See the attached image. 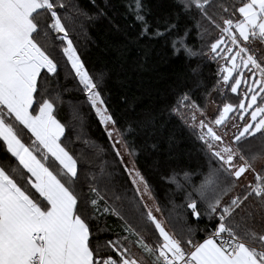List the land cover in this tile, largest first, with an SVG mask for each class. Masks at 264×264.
<instances>
[{
    "label": "snow or ice",
    "instance_id": "obj_1",
    "mask_svg": "<svg viewBox=\"0 0 264 264\" xmlns=\"http://www.w3.org/2000/svg\"><path fill=\"white\" fill-rule=\"evenodd\" d=\"M238 3L175 0L178 13L194 10L219 35L205 45L207 53L186 43L187 29L170 39L173 54L182 50L187 58L217 61L214 92L230 90L238 104L224 102L208 121L184 93L173 105L122 120L103 90L105 73H91L70 38L68 25L86 13L65 0H0V141L16 162L0 164V264H264V103L258 102L264 101V0ZM127 7L141 36L161 37L177 28L165 22L164 31H152L141 14L143 0ZM61 60L103 126L110 152L96 144L84 155L69 151L66 125L57 118L68 91L59 81ZM191 71L197 76L199 65ZM241 86L247 89L243 98ZM121 102L129 103L127 97ZM234 112L241 124L230 122ZM172 117L197 133L206 160V171L201 166L161 177L183 194L180 205L167 198L161 204L137 166L141 152H159L158 138ZM229 123L236 129L231 135ZM174 142L169 134V150ZM119 176L131 187L118 183ZM185 212L197 223L203 217L212 222L202 241L184 226ZM109 214L126 235L93 245V221ZM169 223L179 232L169 231ZM149 233L158 234L154 244L147 242Z\"/></svg>",
    "mask_w": 264,
    "mask_h": 264
},
{
    "label": "trees",
    "instance_id": "obj_2",
    "mask_svg": "<svg viewBox=\"0 0 264 264\" xmlns=\"http://www.w3.org/2000/svg\"><path fill=\"white\" fill-rule=\"evenodd\" d=\"M65 2L77 5L86 13V16H79L74 24L68 25L70 38L88 70L91 73H105L103 90L110 97V108L120 119L137 118L146 110H155L165 104L173 105L184 93L189 95L191 101L200 105L205 113L212 109L214 119L215 115H218L217 108L222 107L224 102L238 104L236 96L230 90L224 95L214 92L219 71L217 61L200 56L187 58L182 50L173 54L170 39L177 33L183 34L185 29L189 33L186 43L195 50L203 48L205 53L208 52L205 45L210 44L219 35V30L207 21L201 20L194 10L191 14L178 13L175 0H143L145 10L141 14L146 16L152 31L157 28L164 31L165 22L177 25L175 31L161 37H153L152 32L148 36L140 35L141 25L127 7L130 0H95L94 4L92 0H65ZM227 3L229 6L233 3L239 6L238 0H227ZM98 10L103 11L105 15H97ZM219 15L217 14L216 19L221 23ZM87 17L92 19L88 20ZM198 20L199 28L196 27ZM205 29L209 35L202 36ZM219 63L223 64V61ZM197 65H199V74L193 76L191 69ZM59 71V81L68 91L63 94L64 103L58 106L57 118L66 125L65 143L69 151L78 156L84 155L89 152L90 145L96 144L110 152L103 126L99 124L95 113L77 88L78 82L73 79L70 66L64 60H61ZM210 93H214L211 101ZM121 97H127L129 103L121 102ZM75 109H78V115ZM196 115L197 119L203 118L199 113ZM232 120L236 124H241L238 118L231 117L230 122ZM217 129L222 132L225 130ZM228 131L229 135L236 131L231 127V123L228 125ZM169 134L175 137L171 150L168 144ZM196 134L178 117L169 118L162 136L158 138L159 152L149 149L140 153L137 166L148 176L161 204L166 198L174 200L177 205L184 203L183 194L176 193L172 186L164 183L161 180L163 175L172 170L193 172L201 166H204L202 170L206 171V160L199 150L201 142L196 139ZM24 139L26 143H30L27 136ZM107 159L110 160L111 156L109 155ZM154 161L159 162L158 166L153 167ZM15 163V158L6 152L0 141V164L14 166ZM126 180L125 176L118 177V183L130 188V184H125ZM128 195L132 196L133 193L129 191ZM184 215V226L193 229L195 241H202L208 232L213 230L212 222L206 217L201 218L197 223L188 212ZM121 224L122 222L111 214L102 216L98 223L93 221V245L115 239L117 235H126ZM166 227L169 231L179 232L176 223H169ZM147 235V242L154 244L158 234ZM133 251L138 249L133 247Z\"/></svg>",
    "mask_w": 264,
    "mask_h": 264
},
{
    "label": "water",
    "instance_id": "obj_3",
    "mask_svg": "<svg viewBox=\"0 0 264 264\" xmlns=\"http://www.w3.org/2000/svg\"><path fill=\"white\" fill-rule=\"evenodd\" d=\"M247 89L246 88H244L243 86H241V89H240V96H241V98H243V92L244 91H246ZM233 95H235L236 96V94H233ZM258 102H260V103H264V101H258ZM235 112L234 113H230L229 114V120L231 119V117H233V116H235ZM245 115H249L248 113H245ZM240 122L242 123V121L240 120ZM196 219V218H195Z\"/></svg>",
    "mask_w": 264,
    "mask_h": 264
},
{
    "label": "rangeland",
    "instance_id": "obj_4",
    "mask_svg": "<svg viewBox=\"0 0 264 264\" xmlns=\"http://www.w3.org/2000/svg\"><path fill=\"white\" fill-rule=\"evenodd\" d=\"M209 112V113H208ZM206 114H207V117L208 118H206L208 121H210V120H213L214 119V117L212 118V114H213V110L211 109L210 111H208ZM198 119H201V118H198ZM217 131L218 132H222L221 130H219V129H217ZM225 139H227V138H225Z\"/></svg>",
    "mask_w": 264,
    "mask_h": 264
},
{
    "label": "flooded vegetation",
    "instance_id": "obj_5",
    "mask_svg": "<svg viewBox=\"0 0 264 264\" xmlns=\"http://www.w3.org/2000/svg\"><path fill=\"white\" fill-rule=\"evenodd\" d=\"M233 117L237 118V114H235V116H233Z\"/></svg>",
    "mask_w": 264,
    "mask_h": 264
}]
</instances>
